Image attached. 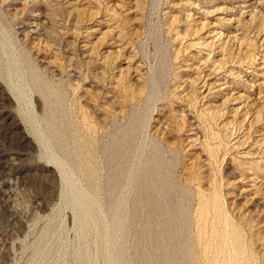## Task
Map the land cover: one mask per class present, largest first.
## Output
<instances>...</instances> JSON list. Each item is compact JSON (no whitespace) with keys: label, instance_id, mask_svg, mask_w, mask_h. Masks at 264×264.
<instances>
[{"label":"rangeland","instance_id":"1","mask_svg":"<svg viewBox=\"0 0 264 264\" xmlns=\"http://www.w3.org/2000/svg\"><path fill=\"white\" fill-rule=\"evenodd\" d=\"M201 191L264 237V0H0V264H180Z\"/></svg>","mask_w":264,"mask_h":264},{"label":"bare ground","instance_id":"2","mask_svg":"<svg viewBox=\"0 0 264 264\" xmlns=\"http://www.w3.org/2000/svg\"><path fill=\"white\" fill-rule=\"evenodd\" d=\"M32 25H34V23H32ZM17 92H18V94H20L21 93L20 89H17ZM53 94H54V92H53ZM28 117H29V120L35 125V115L33 114V112H31V110L29 111ZM34 131H36V130H34ZM37 132H38V130H37ZM36 137H37V133H36ZM44 139L46 140V137ZM81 149H83V148H81ZM81 151H82V153H84L83 150H81ZM51 155L53 156L52 153H51ZM159 157H160V155H159ZM55 158H56V156H55ZM156 159H157V157H156ZM62 161L58 160L57 162L63 168L64 167L63 163L65 165V162H62ZM89 162L90 161L88 160V163ZM77 165H78V163H77ZM164 167H163V169H164ZM65 168H66V166H65ZM62 171H63V169H62ZM63 174H64V172H63ZM98 176H100V173ZM64 177L67 178V176H64ZM132 181H133V178H132ZM159 181H160V179H159ZM134 183L135 182H133V184ZM73 189H76V188L73 187ZM81 189H76L75 193H73L74 194V203L81 207V209L83 211V213L81 214L82 211L80 210L81 215L85 214V217H86V215H87V217L90 216V218H92V221L95 223L96 216L98 217L99 213L95 216V214H96L95 209L94 210L91 209V205H90L91 202L89 201L91 198L89 197L90 198L89 199L85 194L86 192H84L83 189L82 190ZM156 190H157V188H156ZM163 195H164V193H163ZM166 201H168V200H166ZM179 205H181V204H179ZM73 206H74V204H73ZM225 207L221 204V202H220V200H219V198L215 192L211 193V194H205L202 191L199 192V201H198L197 207H196L195 212H194L192 225L190 227L192 229H191L190 234L186 236V240L184 241L182 248H181V263L180 264H264V254H262V256H258L256 253V247H255L256 242L260 241L262 238L264 239V237H262L260 235V233H256L257 230L254 231L255 224H254V219L252 218V216L251 215L247 216V214H243V213H238V214L236 213L235 214L230 209H226ZM78 209H80V208L78 207ZM181 209H183V208H181ZM94 212H95V214H94ZM191 212H193V211H191ZM99 220L100 219H97V221H99ZM90 221H91V219H90ZM167 221H168V219H167ZM257 223H258V221H257ZM119 225H120V223H119ZM93 226L95 227L96 225L94 224ZM95 228H98V227L96 226ZM116 229H118V228L116 227ZM187 233H188V231H187ZM98 234L99 233L97 231V235ZM104 238L106 239V237H104ZM108 242H109V238H108ZM182 242H183V240H182ZM77 252H78V250H77ZM78 254L80 255L83 253H80V251H79ZM79 255H77V256L79 257ZM110 255H112V254H110ZM114 257L115 256L112 255L111 257L107 258L108 264H115L116 263L115 259H117V258L115 257V259H114Z\"/></svg>","mask_w":264,"mask_h":264}]
</instances>
